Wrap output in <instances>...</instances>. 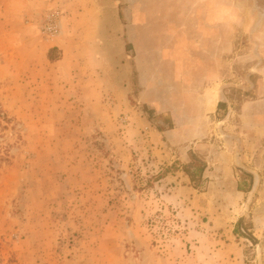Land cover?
Listing matches in <instances>:
<instances>
[{
	"label": "rangeland",
	"instance_id": "obj_1",
	"mask_svg": "<svg viewBox=\"0 0 264 264\" xmlns=\"http://www.w3.org/2000/svg\"><path fill=\"white\" fill-rule=\"evenodd\" d=\"M198 3L0 0V264H264V0L218 89L163 30Z\"/></svg>",
	"mask_w": 264,
	"mask_h": 264
},
{
	"label": "crops",
	"instance_id": "obj_2",
	"mask_svg": "<svg viewBox=\"0 0 264 264\" xmlns=\"http://www.w3.org/2000/svg\"><path fill=\"white\" fill-rule=\"evenodd\" d=\"M198 1L199 3L194 9L189 12L187 8L179 18L169 19L168 23L172 26L162 29L166 33H173L176 37V42H178L176 50L180 49V55L183 56V59L180 60V71L186 72L188 63L184 61V57L190 56L189 62L191 64L187 66L190 73L193 72L191 75L196 80V84L200 83L202 78L203 81L213 82L218 89L220 87L217 83L223 85L224 81L229 79L231 53L230 8L228 4L224 3V0H221L220 6H214V2L219 3V0ZM115 8L117 7L115 6ZM146 19V14L140 16L133 14L132 16V22L142 20L144 24L150 23ZM191 35H194L196 39L189 42ZM235 54L237 56L238 52ZM184 79L185 75L183 76V85ZM140 87V94L144 95L145 86L140 85ZM143 102L146 101L143 100ZM218 102L217 99L213 107L215 110ZM228 246L231 247L230 244ZM244 248L239 244L235 245L236 258L243 259Z\"/></svg>",
	"mask_w": 264,
	"mask_h": 264
},
{
	"label": "trees",
	"instance_id": "obj_3",
	"mask_svg": "<svg viewBox=\"0 0 264 264\" xmlns=\"http://www.w3.org/2000/svg\"><path fill=\"white\" fill-rule=\"evenodd\" d=\"M203 169H204V167L202 166V167H200L199 168V173H201L202 171H203ZM185 174L187 175V176H189V178H190V180L192 181V182H194V176H193V173H191L190 171H189V167L188 166H185ZM237 233H240V229H239V227L237 226V228H236V230H235Z\"/></svg>",
	"mask_w": 264,
	"mask_h": 264
}]
</instances>
